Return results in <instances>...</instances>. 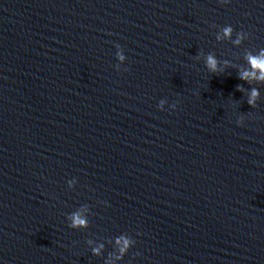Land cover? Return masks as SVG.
<instances>
[{
  "label": "water",
  "instance_id": "obj_1",
  "mask_svg": "<svg viewBox=\"0 0 264 264\" xmlns=\"http://www.w3.org/2000/svg\"><path fill=\"white\" fill-rule=\"evenodd\" d=\"M259 48L264 0H0V264H264Z\"/></svg>",
  "mask_w": 264,
  "mask_h": 264
},
{
  "label": "clouds",
  "instance_id": "obj_2",
  "mask_svg": "<svg viewBox=\"0 0 264 264\" xmlns=\"http://www.w3.org/2000/svg\"><path fill=\"white\" fill-rule=\"evenodd\" d=\"M220 3H228L229 0H219ZM233 27L231 25H225L220 27L216 32L215 39L220 41H231V43L239 47L243 41L248 39V33L246 32H237L235 34V38H233ZM116 47V54L115 58L117 60L116 70H120V66L126 62V56L124 54L123 49L120 45H115ZM204 64L207 70L211 73H216L222 70V66L230 65V62L219 61L214 53H208L204 57ZM247 66H239L238 67V76L239 79L247 82L250 79L257 81L258 83H264V48H259L255 51H246L243 57ZM238 90H242V86H237ZM247 103L255 107L257 101L260 98V91L256 87H250L247 90ZM167 104L166 100H160L158 104L159 110L163 111L165 105ZM170 108L175 109L176 105L172 104L169 105ZM242 121H237V123H241ZM77 181L75 178L67 181V186L69 189H72ZM87 212L88 215L90 213L89 207L87 205H82L75 211L68 214L67 221L68 226L72 229H80L86 228L89 226L88 216L84 213ZM115 245V253L109 254L105 258V264H116V262L121 261L124 256L128 253L129 249L135 245V240L129 237L126 234H121L118 237H115L113 241H110ZM87 244L91 247V254L93 256H101L103 254V249L105 244L102 242H96L93 240H88Z\"/></svg>",
  "mask_w": 264,
  "mask_h": 264
}]
</instances>
